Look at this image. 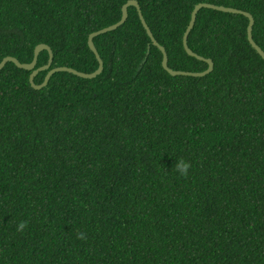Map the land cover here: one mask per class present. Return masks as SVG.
I'll use <instances>...</instances> for the list:
<instances>
[{"label":"trees","instance_id":"trees-1","mask_svg":"<svg viewBox=\"0 0 264 264\" xmlns=\"http://www.w3.org/2000/svg\"><path fill=\"white\" fill-rule=\"evenodd\" d=\"M129 0H0V63L94 73L89 36ZM174 71L204 72L183 37L198 4L254 17L264 0H136ZM249 20L202 9L190 49L201 78L171 76L136 8L94 44L95 79L0 71V264H264V60ZM43 51L36 69L48 64ZM47 71L34 79L45 80ZM187 160L188 175L173 170ZM26 228L17 231V224ZM83 233V238H79Z\"/></svg>","mask_w":264,"mask_h":264},{"label":"water","instance_id":"water-1","mask_svg":"<svg viewBox=\"0 0 264 264\" xmlns=\"http://www.w3.org/2000/svg\"><path fill=\"white\" fill-rule=\"evenodd\" d=\"M130 7L136 8V10L138 12V15H139V19H140L144 29L146 30L147 35L149 36L153 46L157 47L161 51V53L163 55V60H162L163 69L165 71H167L173 77L174 76H187V77L201 78V77H204V76L210 74L213 71V69H214V63H213V61L211 59H206V58L201 57L198 54L194 53L190 49V47L188 45L189 34L191 33L193 27L195 26L198 13L202 9H211V10L222 12V13L243 15L244 17H246L249 20V24H248V27H247V38H248V41H249L250 45L252 46V48L264 60V51L261 49L260 46H258L256 44V42L253 39L252 32H253V26H254V17L250 13L244 12V11H241V10H238V9H234V8H226V7H223V6H216V5H212V4L202 3V4H198L194 8V10H193V12L191 14L190 23H189L188 28H187V30H186V32L184 34V37H183V47H184V49H185V51L187 52L188 55H190L192 57H195V58H197V59H199L201 61L206 62L207 65H208V69L206 71H204V72L174 71L168 66V55H167L166 49L163 46H161L158 43V41L155 39L153 33L151 32L148 24L146 23V21H145V19L143 17V14H142V11H141V7H140L139 3L136 0H129L122 7V17H121L119 22H117L116 24L111 25L109 27H106L104 29H101V30H99L97 32L92 33L89 36V38H88L89 48L94 53V55H95V57H96V59H97V61L99 63V67L94 73L85 74V73L76 71V70H74L72 68H68V67H58V68L50 69L54 55H53V51H52L51 47H49L46 44H40V45L36 46V48L34 50V59L29 64L20 63L14 57H6V58H4L1 61V63H0V71L6 66L7 63H13V64H15V66H17L20 69L31 71L32 73L30 75L29 81H30L31 87L33 89H35V90H41V89L45 88L48 85L51 77L54 76L56 73H59V72L72 73L73 75H76V76H78L80 78H83V79H89V80L95 79L96 77H98L99 75L102 74V72L104 70V63H103V60L101 59V57H100V55L98 53V50H97V48H96V46L94 44V39L96 37H98V36H101L103 34H106V33L110 32V31L116 30L119 27H121L128 19V9ZM43 51H47L48 54H49L48 64L46 66H44V67L36 69L38 56ZM47 70L49 72L46 75L45 80L43 81V83L41 85H36L35 82H34V79L37 76V74L39 72H41V71H47Z\"/></svg>","mask_w":264,"mask_h":264},{"label":"clouds","instance_id":"clouds-1","mask_svg":"<svg viewBox=\"0 0 264 264\" xmlns=\"http://www.w3.org/2000/svg\"><path fill=\"white\" fill-rule=\"evenodd\" d=\"M190 168L191 165L187 160L183 158L175 159L173 164V170L179 177H184L188 175ZM25 228H26V222L21 221L17 224V231L22 232ZM79 238H83V233L80 234Z\"/></svg>","mask_w":264,"mask_h":264}]
</instances>
